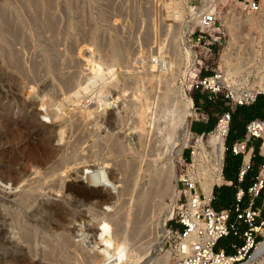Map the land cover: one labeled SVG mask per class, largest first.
Here are the masks:
<instances>
[{"label": "bare ground", "instance_id": "obj_1", "mask_svg": "<svg viewBox=\"0 0 264 264\" xmlns=\"http://www.w3.org/2000/svg\"><path fill=\"white\" fill-rule=\"evenodd\" d=\"M28 2L30 3V0ZM182 3V0L176 2L174 1L173 5L171 6V10H173V12L177 16H181L185 11ZM19 6L20 5L19 3H17V0H3L0 4V51L4 53H1L2 56L0 57L3 58V63L6 64L8 68L16 71L18 75L22 76L25 81H28L30 83V80H32L31 82L36 85V80L33 81L35 79L33 71L36 69L33 70V67H27L26 63L30 62L28 61L29 59L27 60V62L25 61L27 58L23 61L20 60L17 49H15V45L17 44V42H19L22 36L26 35L27 30L31 29V25H33L34 27V23L37 22V17L34 18V22L30 17H27V15H25V12H22V10H20ZM212 8L213 4L206 9L202 8L201 13L212 11ZM7 9L11 10V14L8 15L6 13ZM192 11L193 17L197 19L198 13H195V9H192ZM208 13L200 16V25L202 24L201 20L203 16ZM234 16L235 15H227L225 19L226 27L231 33V40L229 41L227 47L223 50V55L221 58L223 59V64L225 66L223 68L224 75H220V80L218 81L215 79H211V82L217 83L219 85L224 84L225 82L228 85H233L236 81V79H234V75L237 74L240 69V66L236 63H233L232 61L234 56L233 54H235L233 51L237 48H241V46L237 44L238 36L236 35V33H234ZM50 22L52 24L53 19L50 21V17L47 19L44 16V18L38 20L37 23L41 27L47 28ZM247 23L251 30L260 31L262 33L264 43V12L262 13L260 18H255L252 16L247 17ZM38 24L37 26L39 27ZM35 29L36 31L39 30H37V28ZM254 43L255 39L253 38L247 40V44L249 46H252V48ZM175 45L176 44H174V46ZM44 50H46V48ZM111 50L109 51V53L107 52V54L105 51L104 55H100L99 58L97 57L98 59H95L94 57V59L91 58L89 60L88 58V63L90 62V69H88V71H90L92 75L90 78L85 79L86 82L83 81L84 84H87L84 85L82 83L83 86L80 85L79 89L76 88L77 91L75 90L76 92L73 93V96L70 95L68 98L64 96L68 101H58L55 107L57 108L56 110H51L52 108H48V110H50L48 111L50 119H54L52 120L54 122V125L52 127L50 126L46 128L42 126L41 128V125L39 126L37 124V121L31 119V121L28 120V123L24 127L18 128L15 132L13 131L11 133V142H18L24 146V149H27L25 152L27 160H25L26 162L18 168L17 166H15L17 162H15L14 164H8V162H0V183L12 186V190L15 189V191H11V194L7 193L5 189H2L0 191V194H2L3 196V198H0V264H140L146 254L144 252L145 249L143 250V245H138L137 242L133 245V241L135 240V237L142 233L143 230H141V225H139V227L137 228H132L131 231L130 228H125V222L129 223L132 220L131 217L135 216V213H132V209L128 210V212L123 213L122 210L125 201L123 200V196H130V198L132 199H129V201L133 200V202H131L132 205L136 204L135 202H137V200H141L143 202L141 205H139L141 209L151 206L150 204H157L158 206H166L168 208V218L173 213L175 200L178 196V184L172 185V182L173 179L176 181V183L179 181L174 173V159L180 156V154L183 152V149L190 140V135L192 134L190 130V118L195 116L194 100L189 96L183 97V95H181L182 93H180V90L174 88L175 86L173 87V81L175 79L173 77V74L171 73L174 72L176 66L178 67L180 65V62L182 60L183 54L180 50L176 52L174 58L172 57V59H169L168 61L167 59L163 60L164 57H162L161 55L159 58L157 56L159 61L155 58V60H157L158 62L157 65L159 68L153 66L154 64L152 65L151 68H155V73H151L153 78L150 80V86L147 89L142 90L140 99L137 98L139 100H135L130 105H126L125 107H123V109L128 110V112L126 111L127 113H130L129 111L133 110L135 114V117L133 118V125H131L129 129H127L125 134H117L110 132L109 130L105 132L103 130L105 132L103 133L104 135H95L90 134L91 131L89 130V128L87 129L88 135H85V138L83 137L84 135L81 136V138L83 137L82 139H87V136L89 137V139H91L92 136L96 137L95 139L92 138L93 141L90 142L91 146L85 148L87 149V155H81L83 159L88 158L86 162L94 163L91 166L89 165V168L92 171V173L90 174V179H92V181L96 183L94 178L102 174L109 182L122 183L123 186L121 187V189L118 188L117 193L115 194H106L101 190L97 191L95 189H92L91 191H89V187L87 185L85 186V188L77 185L78 187H80V190L85 189L87 192L86 195H83L82 197L81 192L77 189L78 187L72 183H66L64 176H62L63 172H58L62 170L63 167H65L63 165H69L71 163V161L68 162L70 159L67 155L66 150L69 147H72L73 149L74 146L72 145L74 143L71 145V140L70 143L65 144V146L55 147L53 145V140L56 138L60 139L63 142V140H65L63 138V135L64 133H66L64 131L67 130L66 128H69L68 126L72 125V127H74V124L76 125V123L85 121L88 118H90L89 120L93 122V120H91L92 116H94L95 122L98 124V126H100L101 124H103H100V121L103 122V118L101 117L103 115V111L101 115V113H99L100 108L104 107L106 109L107 107L112 106V104L117 103L116 101L118 97L117 99L113 100V103H107V101L103 102V94L108 95V93L110 92L108 90L109 92L105 93L106 89L108 88L107 85H110L113 88H117L119 83L117 81L118 77L116 73L118 72V70H116V68L118 67L117 64L123 56L119 55L120 52ZM99 51L101 53V49ZM184 52V56L186 57V59L193 62L192 65H190V68H187L189 70L187 72H192L197 68L198 62H196V64L194 63L196 61V58L194 57V55H192V51L189 48L185 49ZM164 56L166 55L164 54ZM247 62H249L248 59ZM19 63L22 64V68L19 67ZM36 64L37 62L33 65L35 66ZM135 65H137L136 62ZM143 66H146V63ZM52 67V65H49L48 69H51ZM261 67L264 69V61ZM45 68L43 69V71L45 70ZM39 70L42 72L41 69ZM156 70L158 72H156ZM49 72H51V70ZM58 72L63 71L58 70ZM133 72L135 71L133 70ZM147 72L148 74L150 73L149 71ZM143 73H145V71ZM176 74L174 76H176ZM39 75L41 76L43 75V73ZM138 78L141 77L139 76ZM175 78L177 79V77ZM145 79L146 77L144 78V80ZM69 80H71V78H69ZM261 80L262 84H264V78ZM107 81L108 83H106ZM68 82L70 84V81ZM98 82H101L102 84L101 87L100 85L97 87L96 92L99 95L102 94L100 95V97L103 96V98L99 97L98 99L97 95L98 102H96L95 108H93V110H89L87 109V107L90 108L89 104L91 100L87 102L86 98L82 96V93L83 91L86 93L89 88L91 89L92 85V87H94ZM104 82L105 84H103ZM39 84L42 83L40 82L38 83V85ZM66 84L67 83L65 81V85ZM262 84L260 82L259 87H262ZM62 86L63 85H61V87ZM70 86L72 87V85ZM36 88L38 87L31 86V91L28 88V91L30 92H28L27 94L31 95L33 92L34 94L35 92L38 94L39 92L38 95L40 96V94L45 91L44 89V91L40 90L37 92ZM43 94H41V96H43ZM237 94L238 96H241L240 92H238ZM45 95L46 94H44V96ZM17 99L18 98L11 99V104L18 103L19 101L17 102ZM51 103L52 102L49 100V98L47 100L45 97H43L40 105H48L49 107L52 105ZM67 103H72V105L76 104L77 108L78 104L80 105L79 108L76 109L77 111L74 109L76 107H72L74 109L73 110L71 108L72 105L69 106L68 108H71L74 111L73 113H70L69 111L71 109H68L69 111L66 109ZM21 113L23 114V112ZM67 113H69L70 120H68L67 118ZM121 114V109L116 113V115L114 113H111L109 117L105 118V122H107L111 127L113 126V128L114 126H120L122 122H124L125 125V121H123L124 119L122 120ZM123 117H125V115ZM95 122L93 123L95 124ZM86 123L90 122H85V124ZM120 127L124 128L125 126L121 125ZM74 129L76 130V128ZM79 132L80 134H82V131H78V133ZM83 134L86 133L83 132ZM74 135L72 136L74 137ZM6 136H8V133ZM72 136L69 137L72 138ZM78 137L80 136H77V138ZM32 138L37 139V144H31ZM70 139L68 138V140ZM223 141L224 139L222 138V136L218 134H212L209 137V143L217 148L220 147L221 150L224 149ZM197 144L203 145L204 142L199 141ZM74 145L77 146V144ZM105 149L107 152L105 151ZM103 151H105V153L107 154H104ZM9 154L10 152L8 153V155ZM1 156L2 155L0 153V160ZM16 158L18 157L16 156ZM55 158H57L56 161L51 162ZM163 159L164 162L161 163V160ZM78 160L79 159L77 158L76 161ZM15 161H17V159ZM50 162L52 164V166L50 165V169L44 170L46 167L43 168L42 166ZM78 163L80 162L78 161ZM108 169L111 170L108 171ZM221 169L222 166L221 164H219L214 169L203 170L205 180L202 182L201 186L202 190L206 194H210L216 184H221L223 182ZM81 170H84V167ZM65 172H67L66 169ZM117 173L122 176L121 180L117 178ZM48 177L52 179L50 183L48 182L49 180L46 181ZM46 182H48V186ZM47 188H51V190L59 193L63 192V190L65 189L67 192H76L77 195L81 196L86 201L97 199L94 202L90 201L91 205H89L88 209L90 210V212H92V219H94L95 221L93 222L92 226L94 225V227L92 228V226H90V228L86 229H83L85 227L81 228L83 229L81 230V234L82 232L85 234L86 231H88L87 237L85 236V238H82L83 240L81 239V241L76 240V228L74 231L72 227H69V225L72 224L73 221H77L78 219L82 220L84 218H82L83 215L79 214L78 216H76L74 215L75 213L72 214V212L68 208L59 203H50V205L48 206L46 204H41V196H43L44 198V194L42 192ZM167 200H169L168 203H166ZM104 205L107 206L106 209L102 208V206ZM136 209L138 211V208ZM134 210L135 209H133V212ZM141 214L143 213L141 212ZM36 216H40V219L35 220L34 218ZM143 216L145 217V215ZM136 218H138V216L134 217V219ZM139 219L142 220L141 217ZM139 219L138 221L141 222ZM81 224L85 225L83 222ZM137 224L139 223L137 222ZM88 238L92 240L93 245H88V242L86 243L85 240ZM136 244L138 247H136ZM140 246L142 248H140ZM261 258H264V241L260 242V244L257 246L251 259L248 262L242 264H256L257 261H259ZM167 260L168 259H164V261H162V264H168ZM257 264H261V262H258Z\"/></svg>", "mask_w": 264, "mask_h": 264}, {"label": "rangeland", "instance_id": "obj_2", "mask_svg": "<svg viewBox=\"0 0 264 264\" xmlns=\"http://www.w3.org/2000/svg\"><path fill=\"white\" fill-rule=\"evenodd\" d=\"M2 1L3 0H0V4L2 3ZM28 1L29 0H19V1L17 0V3H19L20 5L19 6L20 10H22V12H25L26 14L25 13L24 14L27 15V17H30L34 22H35L34 19L35 17H37L36 18L37 22L38 20L43 19L44 16L47 19L50 17V21L53 19V23L51 24L50 22L48 25L49 27L47 26V28L41 27L37 22L34 23V27L33 25H31V29L27 30L26 35L22 36L19 42H17V44L15 45L16 47L15 49H17V53L19 55L20 60L23 61L27 58L25 60L27 62V60L29 59L28 61L30 62L26 63L27 67L30 68L33 67V70L36 69L33 71L35 76V79L33 81L36 80L35 81L36 85L31 82L32 80H30L31 84L28 81H25L23 77L18 75L16 71H13L12 69L8 68L6 64L3 63L2 60L3 58L0 57V143L1 142L3 143L5 141L3 144L2 143L0 144V153L2 155L0 162H4V163L8 162V164L10 163L14 164L15 162H17V164H15L17 168L21 167V165H23L26 162L25 160H27V158L25 156V152L27 149L26 148L24 149V146L18 142L17 143L11 142L12 140L11 133L13 131L15 132L18 128L24 127L28 123V120L31 121V119L37 121V124L39 126L41 125V128L42 126L46 128L50 126L52 127L54 125V122L52 120L54 119L52 120L50 119V115H48V111L50 110H48V108L49 109L52 108L51 110L54 109L56 110L57 108L55 107L58 101L59 102L68 101L66 98H68L70 95L73 96V93L76 92L77 89H79L80 85L83 86L84 82H86L85 79L91 77L92 73L88 71V69H90L89 68L90 62L88 63V61L91 58L94 59V57L95 59H98L100 55L102 56L105 54V51L107 54V52L109 53L111 49L120 52L119 55L123 56L121 57L119 63L117 64L119 68L118 67L116 68V70H118V72L116 73L118 77L117 81L119 82L118 87L113 88L110 85H107V87L110 89L107 88L105 93H108L109 91L110 92L108 93V95L103 94L104 96L103 98V96L100 97V95L102 94L99 95L96 92L97 87L99 85L101 87L102 84L101 82H98L97 85L94 87H92L93 85L90 84L92 85L91 89L89 88V90L86 93L83 91L82 96L86 98L87 102L90 100L92 101V102L90 101L89 104L90 108L87 107V109L89 110L90 109L93 110V108H95V104L96 102H98L97 95H98V99L99 97L103 98L104 100L103 102L107 101V103L108 102L113 103V100L117 99L118 97L116 101L117 103L112 104V106H109L106 109L104 107L100 108L99 113H101V115L103 111V115L101 116L103 118V122L100 121V124L103 123L101 124L102 126L100 125L101 127L98 126V124L95 122L94 116H92L91 120L95 122V124L99 129L92 121L89 120L90 118H88L87 120L82 121L83 123L80 122V123H76V125L74 124L73 125L74 127H72V125L68 126L70 130L69 128H66L67 130L64 131L66 132L64 133V135L66 136L63 135V138L65 139L63 140L64 144L60 139L55 138L56 140L55 139L53 140V145L55 147L65 146V144L70 143L71 140H72L71 145L73 143L77 144V146H75L74 144L72 145L74 146L73 149L72 147L67 148L66 150L67 155L69 156L70 159L68 162L71 161V163L69 165L66 164L63 165L65 166V167L62 166L64 170L62 169L63 171L60 170L58 172L59 173L63 172L62 176H64L66 183H70V184L72 183L75 186L79 185L83 188H85V186L87 185L89 187L88 189L89 191L95 189L97 191L101 190L106 194H110V193L115 194L117 193V189L118 188L121 189L123 185L120 182L118 183L109 182L102 174L94 178L96 183H94V181L90 179V174L92 173V171L89 168V165L91 166L94 163L86 162L88 158L83 159L81 155H85V156L87 155V149L85 148L91 146L90 142H92L93 139H95L96 137L92 136L93 139L92 138L89 139L88 136L87 139H82V138L83 137L85 138V135H88L87 129L89 128H90L89 130L91 131L90 134H95V135L98 134L104 135L103 133L107 132L108 130L110 132L117 134L126 133L127 129H129V127L133 125V121H134L133 118L135 117V114L133 110H131L132 112L129 111L130 113H127L128 110L123 109V107H125L126 105H130L135 100H139L140 96L142 95V90L147 89L150 86L149 85L151 82L150 80L153 78L151 73H155L154 71L155 68H151V67L153 64H154L153 66L158 67L157 60L160 57V55L164 57L163 60L167 59L168 61L169 59H172V57L174 58L176 52L179 50L183 54L180 65L178 67L176 66V69L174 70V72L176 71L178 75L176 74V72H175L176 76H174L175 75L174 72L172 73L170 72V73L173 74V77L175 79L173 81L174 82L173 87L175 86L174 88L179 89L183 97L189 96L192 99H194L195 116L190 118L191 132H192V128H191L192 123L194 121L202 122L201 120L203 115L202 110H200L201 106L197 104V102H195V99L200 98L203 100L205 96L207 97V99L208 97H211L210 93H208L207 91L194 88V82L198 77V72H200V76L203 77H211L213 75H224L223 68L225 66L223 64L224 63L223 59L221 58L223 55V50L227 47L229 41L231 40V33L228 31L225 21L227 15H235L233 18L234 20L233 28L235 29L234 33H236V35L238 36L237 44L241 46V48H237L233 51L235 54H233L234 56L232 61L233 63L239 65L240 69L238 73L234 75V79H236V81L233 85L230 84L228 85L225 82L223 87L221 86V92L217 95L216 98H213V100L215 101L217 100L216 102H218V105L212 106L211 109L216 112L218 106L229 109L230 102L227 99H225V95L227 93H230V89H232L231 92L235 94L236 91H242L245 89H258V87L260 86V82L262 84L261 79L264 78V69L261 67L264 61L263 36L260 31L250 29L247 23V17L252 16L255 18H260L262 13L264 12V0H255L257 4H259L260 6V11L254 14H249L243 7L244 5H248V3L251 0H182L183 1L182 5L184 6L185 11L181 16H177L173 12V10H171V6L173 5L174 1L176 2L179 0H30V3ZM212 4H213L212 11H207L205 13L208 12L214 13L218 19V23L216 25V29L214 30L215 32H212L209 38L210 40H213L212 38L214 39L221 38V41L220 40L217 41L216 45L212 48V51H209L207 48L192 42V39L193 37L197 36V34L201 29L199 19L200 16L205 14V13H201V9L202 8L206 9ZM192 9H195V13H198L197 19L193 17ZM6 13L8 15L11 14V10L7 9ZM37 24L39 25V27L37 26ZM35 28L39 30L36 31ZM251 38L255 39L253 48L252 46H249L247 44V40ZM174 44L176 45L174 46ZM45 48L46 50H44ZM187 48H189L192 51V55H194V57L196 58V61L194 63L196 64V62H198L197 68L192 72H187L189 71L188 69L190 68V65H192L193 63L192 61L186 59V57L184 56L185 53L184 51ZM100 49L102 54L99 51ZM173 49H175L176 51ZM97 52H99L100 54ZM1 53L4 54L3 52L0 51V54ZM2 54L0 56H2ZM164 54L166 56H164ZM155 58L157 60H155ZM246 58L249 60V62H247ZM33 62L34 63L37 62L36 65L38 67L36 65L35 67L33 65L34 64ZM135 62L139 66L135 65ZM145 63L146 66H143L145 65ZM200 63L202 65H199ZM21 65L22 64L19 63V67L22 68L23 66ZM49 65H52L53 67L51 69H48ZM44 68H45L44 70L45 72L43 71ZM39 69H41L42 72ZM50 70L51 72H49ZM58 70L63 72H58ZM133 70L135 72H133ZM144 71L145 73H143ZM147 71L150 72L149 73L150 75L148 74ZM156 72L158 71L156 70ZM42 73L43 75L40 76L39 74ZM139 76L141 78H138ZM68 77L71 78V80H69ZM145 77L147 80L146 79L144 80ZM175 77H177V79ZM59 78L61 79V81ZM64 79L67 83L66 84L67 86L65 85ZM68 81H70V84ZM78 81L80 82V84ZM40 82L42 84L38 85V83ZM106 83H108V81ZM86 84L87 83H85L84 85ZM103 84H105V82ZM61 85L63 86L61 87ZM70 85H72V87ZM31 86L38 87L39 90L38 88H36L37 92L40 90L44 91L45 89L46 92L44 91L40 93L41 94L44 93L46 95L44 96L43 94V96H41L40 94L39 96L38 95L39 92L38 94L35 92L36 94L35 95L33 91L31 95H28L27 93L31 91ZM28 88L30 89V91H28L29 90ZM72 88L74 89V91ZM50 96L53 98H51ZM43 97H45L47 100L49 98V100L52 102L51 103L52 105L49 107L48 105L47 106L40 105ZM14 98H18L16 101L19 102L16 104H11L12 101L10 100ZM69 104L67 103L66 106L67 110L71 109L72 107H76L74 108L76 110L79 108L80 105L78 104V108H77L76 104L73 105L72 103ZM119 105L122 106L120 107ZM22 106L24 107V109ZM69 106H71V108H68ZM114 106L116 107V109ZM239 107L242 106L237 105L234 111H236L237 108ZM119 108L121 109L122 112L121 118L122 120L124 119L123 121H125V125L124 122H122L121 125L125 127L121 128L120 127L121 125L118 127L114 126L115 128L114 129L113 126L111 127L107 122H105V118L109 117L111 113H114L116 115V113L120 111ZM72 109L68 111L70 113L71 112L73 113L74 109L73 110ZM21 112H23V114ZM124 115L125 117H123ZM67 116H68L67 117L68 120H70L69 113H67ZM85 122H90L91 124L86 123L88 124L86 125ZM77 126L80 128V130ZM81 127L83 130L81 129ZM74 128H76V130ZM73 129L74 132L76 131L75 135ZM97 129L99 132L97 131ZM77 130L82 131L81 132L82 134H80V132L78 133ZM83 132L86 134H83ZM7 133L10 139L8 136H6ZM70 134L74 135V137L76 138L77 136L80 137H78L79 139L77 138L78 139L77 140ZM69 136H72L73 139ZM81 136L83 137L81 138ZM68 138L71 139L68 140ZM195 138L196 136L194 134H191L190 140L183 149V152L180 154L179 157H176L174 159V173L177 179H179L182 170L183 158L189 156V150L187 148H189L191 145L195 143L194 141ZM31 144L33 145L37 144V139L32 138ZM105 151H103L104 154H107L105 153ZM9 152L10 154L8 155ZM16 156L18 158H16ZM57 158H55L51 162L56 161ZM77 158L79 159L78 161L80 163L76 161ZM16 159L17 161H15ZM51 162L42 166L43 168L46 167L44 170L50 169V167L52 166ZM163 162L164 159L161 160V163ZM82 166L84 167V170H81L83 169ZM65 169L67 170L68 173L65 172ZM110 170L111 169H108V171ZM121 177L122 176H120V174L117 173V178L119 180L122 179ZM51 180L52 179L50 177L46 179V181H48L49 183ZM48 182H46V184ZM174 184H178V182L176 183V181L173 179L172 185ZM2 189L3 190L5 189L6 192L9 194L15 191V189L12 190V186L10 185L8 186L0 183V191ZM77 189L81 192L82 197L83 195L84 196L86 195L87 192L85 189L84 190L81 189L82 191L80 190V187H78ZM42 193L44 194V198L43 196H41L40 198V202L42 205L46 204L48 206L50 205V203L51 204L59 203L64 205L66 208H68L72 212V214L75 213L74 215L76 216H78L79 214L83 215L82 218L83 217L84 218L82 220L78 219L77 221H73L72 223L73 225L70 224L69 227L70 228L72 227L74 231L76 228V232H75V235H77L76 240L81 241L82 238L88 236V231H86L87 234L86 233L84 234L83 232L81 234V230L90 228L93 222H95L94 219H92L93 217L91 214L92 212H90V210L88 209H89V205H91L90 201L94 202L97 199L94 200L91 199L89 201H86L84 198L77 195L76 192H67L66 189L63 190V192L59 193L54 190H51V188H47ZM125 197L126 196H123L124 198L123 200H125L122 210L123 213L128 212V210L132 209V213H135L134 217L138 216V218L136 219H134V217L132 216L131 217L132 220L129 223L125 222L126 224L125 228H130L131 231L132 228L135 227L137 228L139 227V225H141L140 226L142 228L141 230H143L140 235L134 238L135 242L133 241V245L134 243L137 242L138 245L141 246L143 245V248L141 246L140 248H142L143 250L144 249L147 250V251L144 250L146 254L142 260L143 262L141 261L140 264H162V261H164V259H168L167 260L168 264H173L174 262L173 249L175 243H174V238L173 237L171 238V228H176V227L181 228V226L177 225L174 221H171L172 218H174L175 216L174 211L171 214V216L168 218V208L166 206L161 207L158 206L157 204H153V205L150 204L151 206L146 207L148 209L146 208L141 209V207L139 206L143 203L141 200H137V202L134 201L136 204L132 205L131 202H133V200L129 201V199L132 198H130V196H127L128 198L126 197L125 199ZM0 198H3L2 194H0ZM168 201L169 200H167L166 203H168ZM102 208L106 209L107 206L104 205L102 206ZM136 208H138V211ZM133 209H135L134 212ZM141 212L143 214H141ZM143 215H145V217ZM139 216L141 217L142 220L139 219L140 218ZM261 217L262 219H264V210L262 212ZM34 219L39 220L40 216H36ZM138 219L141 222H139ZM82 222L86 226L82 225L81 224ZM137 222L139 224H137ZM82 227L85 228L81 229ZM93 227L94 225L92 226V228ZM258 239L260 242L264 241V224L261 226V232L259 234ZM85 241L86 243L87 242L89 243L88 245L90 244L93 245V242L90 238L86 239ZM137 244L136 247H138ZM250 259L245 258L244 260L239 262V264L246 263ZM258 262L264 264V258H261L259 261H257V263Z\"/></svg>", "mask_w": 264, "mask_h": 264}, {"label": "built area", "instance_id": "obj_3", "mask_svg": "<svg viewBox=\"0 0 264 264\" xmlns=\"http://www.w3.org/2000/svg\"><path fill=\"white\" fill-rule=\"evenodd\" d=\"M243 7L249 14L260 11V6L255 0ZM201 21V29L197 36L193 37L192 42L212 51L217 41H221V38H212L213 40L209 38L210 34L215 32L218 19L214 13H208ZM211 79L218 81L220 75L203 77L198 72L194 88L207 91L213 99L221 92V86L223 87L224 84L213 83ZM231 90L225 95V99L230 102L229 109L217 116L212 131L201 134L193 133L196 136L195 143L187 148L189 156L182 157L178 196L174 207L175 216L171 220L181 226V228H171V238H174L175 243L173 264H239L245 258L250 259L260 244L258 237L261 226L264 224V219L261 217L264 210V199L262 208L256 206V200L264 192V119L256 118L248 121L244 136L231 145L227 144V139L235 107L253 105L258 97L264 96V84L258 89H245L236 91L235 94ZM238 92L241 96H238ZM208 119L209 115L203 113L201 121L207 122ZM212 134L222 136L223 150L209 143V137ZM199 141L204 144L198 145ZM256 142H258V147L254 148ZM228 152L241 157L238 174L240 183L244 182L247 174L256 166L257 157L262 158V162L258 165L257 173L248 189L237 191L234 207L216 210L213 207L214 188L210 194L202 190L201 184L205 180L203 170L214 169L221 164V175L224 181L222 183L232 186V182L224 179L225 159ZM246 195L249 197V203L246 208H243L242 203ZM233 214L235 215L234 220H232ZM241 226L246 229L241 231ZM230 235L238 237L243 242L241 246H233L236 251L233 255H229L224 249H217L219 241Z\"/></svg>", "mask_w": 264, "mask_h": 264}, {"label": "crops", "instance_id": "obj_4", "mask_svg": "<svg viewBox=\"0 0 264 264\" xmlns=\"http://www.w3.org/2000/svg\"><path fill=\"white\" fill-rule=\"evenodd\" d=\"M216 101L211 99L210 97H208L207 99L206 96L203 100L197 98V104L201 106L200 110H202L203 113H207L209 115V119L207 122L194 121L191 125L193 133L201 134L212 131L215 127L217 116L222 112L228 110L227 108H222L219 106L217 107L218 108L217 112L212 110L211 109L212 106L218 105ZM263 105H264V97H263ZM247 110L248 108H243L241 112L238 111L234 115V126L232 124L233 126L232 133L227 140L228 145H231L234 141L239 140L244 136L246 130V124L248 123V121L256 118L264 119V106L263 108H261L259 112L253 115H247L246 114ZM257 147H258V142L254 144V148ZM255 161H256V166L252 169L251 172L247 174L244 182L240 183L238 181V174L241 165V157L233 156V158H230V160L228 159V161L225 164L224 179L227 182H232V186L227 185L226 183H222L214 187L213 207L216 210L231 209L234 207L237 191L239 189L246 191L248 187L252 184V181L258 170V165L260 164V162H262V158L257 157ZM263 199H264V192L262 193L261 197L256 200V206L258 208H262ZM248 203H249V197L246 195L242 203L243 208H246L248 206ZM234 219H235V215L233 214L232 220ZM240 229L241 231H244L246 228L244 226H241ZM242 244L243 242L241 239L231 235L229 237L221 239L218 243L217 249H224L229 255H233L236 252L233 246L234 245L241 246Z\"/></svg>", "mask_w": 264, "mask_h": 264}, {"label": "trees", "instance_id": "obj_5", "mask_svg": "<svg viewBox=\"0 0 264 264\" xmlns=\"http://www.w3.org/2000/svg\"><path fill=\"white\" fill-rule=\"evenodd\" d=\"M263 97L264 96H260V97H258V99H257V101L253 104V105H251V106H242V107H239V108H237V110L236 111H234L233 113H232V123H231V129H230V134H229V137H230V135H231V133H232V128H233V126H234V115L239 111V112H241V110L243 109V108H248V110H247V115H253V114H256L257 112H259L260 110H261V108H263ZM194 100V99H193ZM195 102H197V99H195ZM218 103V102H217ZM260 119H262V118H260ZM232 124H233V126H232ZM238 129H240V128H238ZM228 137V138H229ZM228 140V139H227ZM228 144V143H227ZM234 156V155H233ZM233 156L231 155V152H228L227 154H226V159H225V164H226V162L228 161V159L230 160V158H233ZM224 171H225V168H224ZM231 236V235H230ZM229 237V236H228Z\"/></svg>", "mask_w": 264, "mask_h": 264}]
</instances>
